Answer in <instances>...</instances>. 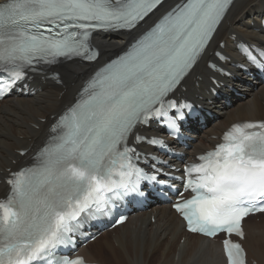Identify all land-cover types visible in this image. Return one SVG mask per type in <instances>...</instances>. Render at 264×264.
<instances>
[{
  "label": "snow or ice",
  "instance_id": "6c2138e0",
  "mask_svg": "<svg viewBox=\"0 0 264 264\" xmlns=\"http://www.w3.org/2000/svg\"><path fill=\"white\" fill-rule=\"evenodd\" d=\"M161 3L0 0V90L5 76L10 88L25 69L38 72L62 58L95 61L94 31H131ZM231 3L178 0L84 82L32 166L8 181L10 193L0 200V264H87L60 249L72 243L81 214L107 206L117 190H135L141 179H150L137 167L135 142L142 137L135 129L153 117L174 129L183 118L180 107L190 106L178 107L170 93L203 56ZM242 52L264 68V49L243 46ZM173 108L176 115L169 116L166 109ZM222 140L198 157L201 163L186 166V188L195 195L173 206L192 233L225 232L227 264H246L243 247L230 237L243 238L242 221L264 213V120L236 123Z\"/></svg>",
  "mask_w": 264,
  "mask_h": 264
},
{
  "label": "bare ground",
  "instance_id": "6f19581e",
  "mask_svg": "<svg viewBox=\"0 0 264 264\" xmlns=\"http://www.w3.org/2000/svg\"><path fill=\"white\" fill-rule=\"evenodd\" d=\"M170 2V3H169ZM178 0H168L148 16L142 25L128 33L107 32L95 36L101 54L94 64L71 61L62 64L61 84L36 79L34 85L41 92L28 98H4L0 106V180L8 175V169H16L27 163L28 157L48 137L50 116L61 113L74 101V97L94 69L110 57L123 51L144 28ZM169 3V4H168ZM264 12V0H236L219 26L211 45L225 40V51L235 53L230 36L237 39L259 41L264 31H258L259 18ZM96 65L95 67H93ZM210 74L201 60L186 79L187 93H200L209 84ZM201 78V80L199 79ZM230 85L246 88V98H235L234 106L222 108L223 102L211 106L216 111L215 120L197 135L198 142L192 151L200 152L210 147L231 122L264 117V85L248 86L242 79L231 80ZM229 91V89H226ZM27 149L24 156L18 150ZM0 184V196L6 192ZM152 217L155 221L152 222ZM244 244L250 258L264 264V218H247ZM184 241L181 242V239ZM98 252V257L96 254ZM89 261L102 264H226L220 243L185 232L183 221L169 206L152 207L137 214L122 226L116 227L83 249Z\"/></svg>",
  "mask_w": 264,
  "mask_h": 264
}]
</instances>
